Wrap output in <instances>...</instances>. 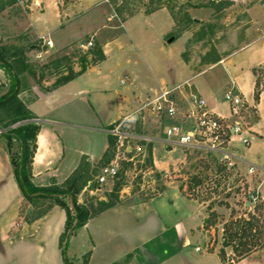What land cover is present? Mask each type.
<instances>
[{"label": "rangeland", "instance_id": "obj_1", "mask_svg": "<svg viewBox=\"0 0 264 264\" xmlns=\"http://www.w3.org/2000/svg\"><path fill=\"white\" fill-rule=\"evenodd\" d=\"M114 1L0 0V41L19 40L26 48L38 46V50L27 53L33 64L65 57L62 67L51 78L45 75L43 83L80 71L84 57L90 67L95 61L91 48L96 44L105 54L97 66L54 87L51 102L38 96L28 76L20 75L18 98L41 119L37 124L47 131L57 130L64 138L65 161L72 152L100 160L108 145L103 128L128 113L133 115V131L143 130L157 139L126 140L116 157L117 176L101 184L95 178L88 182L78 195L80 204L95 208L99 201L135 195L127 200L134 204L160 191L155 199L158 205L181 193L195 202V217L201 226L194 230V246L201 251L189 248L191 264H216V253L221 251L225 264H264V117L258 111L259 106L264 115V63L255 65L264 59V12L256 9L240 16L231 8L232 3L216 4L211 0H122L118 9ZM151 1H157L153 8L172 5L179 22L165 7L151 13L143 11ZM245 5L242 0L238 3L239 7ZM185 12L190 17L188 27ZM42 36L52 39L53 46L44 45L39 39ZM235 77L241 78L240 88ZM0 87L2 93L9 89L8 75L2 68ZM177 87L173 98L180 113H186L195 98L202 97L209 108L228 118L232 115L225 95L238 91L239 115L248 133L236 136L230 149L258 166L252 173L246 163L225 167L215 154L180 145L169 147L160 141L167 137L166 127L192 129V119L183 122L178 115L161 118L147 109L133 113L143 101L159 95L162 88ZM33 119L18 122L22 125ZM241 137H247L250 145L245 146ZM4 142L1 136L0 144ZM58 145V155L62 157L59 138ZM62 166L58 171L63 172ZM65 175L56 179L63 182L69 174ZM51 181L52 178L48 183ZM198 181L201 182L196 184ZM183 202L179 199L176 204L184 207ZM251 215L258 220L259 229L253 232L257 240L241 261L232 246H224V226ZM207 219L213 222L209 227ZM76 233L67 246L70 259L75 242L82 245L83 241Z\"/></svg>", "mask_w": 264, "mask_h": 264}, {"label": "crops", "instance_id": "obj_2", "mask_svg": "<svg viewBox=\"0 0 264 264\" xmlns=\"http://www.w3.org/2000/svg\"><path fill=\"white\" fill-rule=\"evenodd\" d=\"M239 1L228 0L213 3H232L231 8L236 10L240 16L254 12L256 9L264 12V3L260 5L255 1L242 0L246 5L239 7ZM262 63H264V59L259 60L255 65ZM94 66L97 65H92L86 70ZM240 79V77H235L237 88H240ZM52 82L46 81L47 84L44 83L45 88H40L33 83L35 89L39 91V93L37 92L38 96L46 97L49 102L53 101L55 97L51 93L52 89H46L49 88L46 85H51ZM165 89L162 88L161 90ZM152 99L143 101L142 105L137 107L133 113ZM211 110L217 113L215 108ZM258 111L264 117L259 106ZM129 114L131 113L127 115ZM34 117L38 122L41 121L39 117ZM119 117L103 128L108 135V145L98 161L85 153L81 155V152L79 155L72 152L70 159L65 161L64 138L62 139L57 130L47 131L39 125L40 131L36 139L37 148L32 163L34 184L48 186L53 181L58 184L63 183L83 159L92 166L101 169L106 163L104 160L109 147V139L113 138L107 129L118 122ZM50 122L56 124L54 121ZM58 138L61 139L63 145L62 157L58 155ZM129 149L130 147H127V151ZM118 154L119 152L116 150L115 156L107 165L115 164ZM63 161L65 162L62 163ZM62 164L63 172H60L58 169ZM62 173L66 174L65 176L69 175L63 182H59L56 177ZM51 178L52 181L48 183ZM159 193L160 191L147 198L141 197L140 201L134 204L128 201L135 195L126 199L122 198L120 203L113 208L88 220L84 226L76 231V235L80 233L83 241L82 245L75 242L73 257L79 258L84 253H89L87 264H191L189 248L192 247L196 252H200L196 250L199 246H194L195 227L198 230L201 227L195 217L196 204L179 192L178 195L181 197L177 195L176 199L174 197L166 203L156 205L155 199ZM179 199L185 201L183 202L186 206H184L185 209L176 204ZM23 203L24 197L14 177L10 156L4 142L3 145L0 144V264H64L60 237L65 229V209L55 205L43 217L33 222H23L18 225L17 218ZM216 255L218 257L216 264H225L217 253Z\"/></svg>", "mask_w": 264, "mask_h": 264}, {"label": "trees", "instance_id": "obj_3", "mask_svg": "<svg viewBox=\"0 0 264 264\" xmlns=\"http://www.w3.org/2000/svg\"><path fill=\"white\" fill-rule=\"evenodd\" d=\"M119 1L121 2L122 0L114 1L117 9L119 8ZM155 2L157 1H151V3L145 5L143 11L151 13L165 7L170 11L174 19L179 22V15L174 11L172 5L170 6L165 3L163 5L159 4L153 8ZM186 15V27H188L190 17L185 12L183 16ZM0 44V68L7 73L9 78V89L7 92L2 93L0 87V128H2L8 127L18 121L35 118L28 106L18 98V88L20 84L19 76L25 74L30 78L32 83L40 88H45L42 78H44L45 75V77L48 78L53 77L54 73L62 67L65 57L50 60L48 63L33 64L28 61L27 53L36 50L38 46H33L31 44L29 48H26L22 45L21 41H13L10 39L7 41H0ZM91 51L95 56V61L92 65L100 63L105 58L100 44L94 45ZM88 67L87 60H85L84 57L83 66L80 71L75 73L71 72L70 75L66 76H59L51 86L46 89H53L54 87L69 82L84 72ZM38 70H40L39 74ZM257 98H259V95H257ZM39 131V124L27 122L9 129L2 135L5 138V146L10 156V164L14 177L24 197V203L19 211L18 225L23 222H33L43 217L55 205L61 206L66 211L65 229L60 237V247L62 248L64 256V264H87L89 253L85 254L82 258L72 257L70 259L67 256V246L71 236L78 228L84 226L88 220L113 208L120 203V200L116 197L117 200L99 201L98 206L95 208L92 207V204L87 206L78 202V195L86 187L87 183L91 182L98 175L100 169V167L92 166L85 159L82 160L76 170H74V172L61 184L55 181L48 186H38L34 184L32 180V163L37 148L36 139ZM135 132H140L142 134L146 133L143 130H135ZM116 145V139L114 137L110 138L109 147L105 153L106 159L104 161L106 163H104L103 166H106L115 156ZM150 152H152V148H150ZM200 182L201 181H198L196 184ZM117 184L119 185V183ZM118 185L117 189L119 190L121 186ZM212 223L210 219H207L206 227H209ZM258 229V220L254 215L245 218L244 221L228 222L224 226V246H232L238 259H244L252 251L253 244L256 243L255 241L257 238H255L253 232ZM235 242L238 244H235ZM219 255L221 259H224L222 251Z\"/></svg>", "mask_w": 264, "mask_h": 264}, {"label": "built area", "instance_id": "obj_4", "mask_svg": "<svg viewBox=\"0 0 264 264\" xmlns=\"http://www.w3.org/2000/svg\"><path fill=\"white\" fill-rule=\"evenodd\" d=\"M211 1L221 2L228 0ZM39 39L43 41L44 45L48 47L53 46L52 39H46L44 36L39 37ZM88 44L92 45V42L89 41ZM36 57L40 58L41 54H38ZM125 81L126 80H122V82ZM176 89H178V87L172 90H161L159 96L144 104L134 113H140L142 110L147 109L153 114L159 115L161 118L165 115L169 117H175L178 115L182 118L181 120L183 122L187 119H192L195 124L192 129L185 130V128L178 125L166 127L164 133L167 137L160 141L169 147L172 145H180L186 149L206 151L215 154L220 164L225 167L233 166L235 162L246 163L249 166V172L252 173L258 166L255 163L249 162L243 157L236 155L230 149V144L234 142L236 136L241 135L243 132L248 133L246 130L247 125L239 115L238 108L241 103V98L238 91L237 93L229 91L225 95L226 101L230 105L232 115V118H228L212 111L202 97H196L194 104L187 110V112L180 113L173 98V93ZM30 122L36 123L37 119H33ZM133 122V115H127L107 129V132L116 139V150L118 152L121 147L125 146L124 143L130 139L141 138L150 142L157 140L153 136L133 131ZM17 125H19V122L8 127L0 128V137L9 129L14 128ZM240 140L245 146L250 145V140L247 137H241ZM117 173L118 170L116 164L103 166L97 176V181L100 184L104 183L109 178H114ZM196 250L201 251V248L197 247Z\"/></svg>", "mask_w": 264, "mask_h": 264}, {"label": "water", "instance_id": "obj_5", "mask_svg": "<svg viewBox=\"0 0 264 264\" xmlns=\"http://www.w3.org/2000/svg\"><path fill=\"white\" fill-rule=\"evenodd\" d=\"M172 40H170V42H171Z\"/></svg>", "mask_w": 264, "mask_h": 264}]
</instances>
